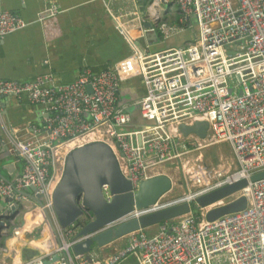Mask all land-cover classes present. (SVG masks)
Wrapping results in <instances>:
<instances>
[{"label": "built area", "instance_id": "obj_1", "mask_svg": "<svg viewBox=\"0 0 264 264\" xmlns=\"http://www.w3.org/2000/svg\"><path fill=\"white\" fill-rule=\"evenodd\" d=\"M161 3L177 9L175 20L162 18ZM60 11L58 5L49 4L38 12L37 20L54 28ZM123 15L135 12L126 10ZM144 15L161 40L188 30L194 39L151 52L117 23L131 53L113 68L99 73L83 69L71 84H56L48 74L31 81L0 78V100L25 95L41 105L45 115L41 127L30 126L28 137L20 138L5 128L2 140L21 157L22 167L12 180H0V197L19 204L30 197L23 192L34 187L30 195H40L41 208L49 212L59 240L51 251L25 264H44L54 254L59 259L52 264H120L129 256L137 264H264V178L249 179L264 170V0H150ZM25 25L16 14L0 11V39ZM133 78H140L145 89L131 104L147 122L139 127L132 126L128 106L119 105L121 83ZM1 113L0 106V117ZM196 121L208 123L206 138L184 137L178 130L179 125L192 126ZM91 141L113 150L133 191L141 180L155 176L157 167L183 160L205 146L229 143L237 170L223 175L199 168L196 180L214 181L179 199L164 202L163 195L153 205L136 209L133 217L181 201L192 203L198 195L243 178L247 179L244 187L214 206L239 197L246 199V206L209 222L205 211L190 212L162 221L152 233L148 229L130 233L125 246L114 253L101 256L94 248L88 258L76 255L71 238L78 226H59L52 192L67 154ZM7 222V217L0 219V234ZM19 229L15 226L13 235ZM0 250L6 251L4 246Z\"/></svg>", "mask_w": 264, "mask_h": 264}, {"label": "crops", "instance_id": "obj_2", "mask_svg": "<svg viewBox=\"0 0 264 264\" xmlns=\"http://www.w3.org/2000/svg\"><path fill=\"white\" fill-rule=\"evenodd\" d=\"M149 2L150 0H0V11L14 13L26 22L23 28L0 39V78L31 81L39 75L48 74L56 84H71L83 69L99 73L113 68L131 53L129 41L116 27L117 23L123 25L136 44L147 47L151 52L182 46L190 41L189 30L167 40H152L150 29L153 23L144 15ZM53 3L61 11L52 24L54 28H47L37 20V14ZM126 10L134 11L135 15H123ZM161 16L172 21L177 18L178 11L170 3ZM167 16L171 19H167ZM144 93L140 78L121 83L119 105L128 106L133 127L147 123L141 118L137 108L131 107L132 102ZM0 106V180L5 181L3 178L12 180L22 167L21 157L2 142L5 128L11 129L20 138H26L31 134L30 126H42L45 115L42 106L31 103L25 95L4 96L0 100ZM185 158L184 162L191 160ZM195 158V161L200 159L197 156ZM171 173L169 167L164 165L153 172L154 175L169 177L174 189ZM27 193L30 195L32 192ZM2 199L5 198L0 197V219H6L2 217L7 216L8 222L4 233L0 234V247L4 246L6 249L4 252L0 250L1 263L25 264L57 245L43 208L31 197L19 203L16 210H11L12 204L5 203ZM15 226L20 229L18 234L13 235ZM126 243L127 237H123L95 250L101 256H106L121 249ZM120 264L137 263L133 258Z\"/></svg>", "mask_w": 264, "mask_h": 264}, {"label": "water", "instance_id": "obj_3", "mask_svg": "<svg viewBox=\"0 0 264 264\" xmlns=\"http://www.w3.org/2000/svg\"><path fill=\"white\" fill-rule=\"evenodd\" d=\"M147 25L151 26L150 23ZM150 38L157 41L156 32H152ZM178 130L184 137L195 134L204 139L208 133V123L196 121L192 126L181 124ZM261 178H264V170L252 174L249 179L255 181ZM3 179L8 181L6 178ZM246 184L247 179H239L198 195L192 203L181 201L164 209L133 217L136 209L153 205L170 191L173 187L172 181L166 175H155L141 180L137 189L133 191L130 181L120 171L113 150L103 142L91 141L72 149L67 154L61 178L52 192V209L61 228L78 226L77 232L71 238L75 241L71 250L76 255H85L88 258L94 248L105 247L132 232L151 228L162 221L178 218L196 209L205 211L204 218L208 222L243 210L246 206L244 197L221 206L214 205ZM35 190L34 187L29 188L31 192ZM23 194L30 196L38 206H43L39 194H35V197L27 192ZM2 201L11 203V210L18 207L16 202H12V198H5ZM43 212L59 244L52 218L46 209H43ZM79 237L85 238L77 241ZM58 259L59 255L54 254L52 260L44 261V264H52Z\"/></svg>", "mask_w": 264, "mask_h": 264}, {"label": "rangeland", "instance_id": "obj_4", "mask_svg": "<svg viewBox=\"0 0 264 264\" xmlns=\"http://www.w3.org/2000/svg\"><path fill=\"white\" fill-rule=\"evenodd\" d=\"M166 6L167 5L164 3L160 4V9L162 10L161 15L164 13ZM162 18L164 19V17ZM169 18L171 19V17ZM169 18L167 16V19ZM193 39H194V35L190 33L189 40H193ZM196 156L197 158L200 159L195 161ZM188 159L191 160L184 162L183 159L176 161L174 163L164 164V166H168L169 169L171 170L172 172L171 175L175 184L174 189L172 187L170 191L164 194L163 196L164 202L182 198L188 193L194 194L198 190L205 187V184L214 181V179H209V178L206 181L205 179H202L200 177H199L200 180H196L197 179L196 175L200 173L199 168L205 167V169L211 170L212 172H217V171L221 172L223 175L232 173L238 169L231 147L227 142H219L216 144L205 146L202 149L198 150L193 155V157L188 156L185 158V160ZM202 211L204 212V210H201V212ZM155 228L156 227L153 226L152 228L148 229V231H150L149 233L154 232ZM132 259L133 257L129 256L126 260L130 261Z\"/></svg>", "mask_w": 264, "mask_h": 264}, {"label": "trees", "instance_id": "obj_5", "mask_svg": "<svg viewBox=\"0 0 264 264\" xmlns=\"http://www.w3.org/2000/svg\"><path fill=\"white\" fill-rule=\"evenodd\" d=\"M186 43H187V42H186ZM192 213H194V214H196V215H200V214H199V213H200V210H198V209L193 210ZM147 232L149 233L150 231H147Z\"/></svg>", "mask_w": 264, "mask_h": 264}]
</instances>
